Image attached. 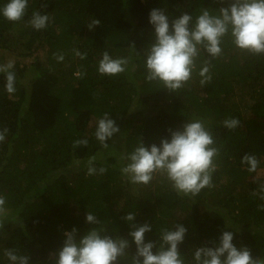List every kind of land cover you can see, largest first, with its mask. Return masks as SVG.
Segmentation results:
<instances>
[{
    "label": "trees",
    "instance_id": "obj_1",
    "mask_svg": "<svg viewBox=\"0 0 264 264\" xmlns=\"http://www.w3.org/2000/svg\"><path fill=\"white\" fill-rule=\"evenodd\" d=\"M6 2L0 0V6ZM231 2L28 0L20 21L0 15V64L10 56L16 73L12 94L0 74V130L8 129L0 142V195L10 213L0 229V264H9L3 254L8 248L28 255L30 264H54L64 232L75 227L79 238L96 226L86 222L87 211L109 235L128 238L133 254L131 229L123 219L129 212L136 213L133 223L153 226L145 242L156 241L159 229L174 220L181 223L187 233L179 249L188 259L190 249L218 244L222 230L234 233L238 249L246 246L253 258L264 259V54L241 51L225 36L221 55L213 59L202 51L197 72L177 92L145 80L142 54L155 41L152 9L163 10L171 21ZM34 11L50 16L47 28L31 27ZM92 20L100 25L89 30ZM74 49L86 58L81 60ZM104 51L114 58L130 56L126 72L100 75ZM54 54H63V61ZM205 59L211 61V80L202 86L198 71ZM77 71L84 75L76 76ZM105 112L120 129L106 140L107 148L95 138L97 120ZM192 118L205 122L219 149L212 187L188 197L178 195L160 174L147 185H133L122 175L124 158L138 140L159 146L161 139H170L169 129H180ZM228 118H237L239 125L222 127ZM80 139L88 144L73 148ZM245 154L257 157L256 171L241 164ZM92 156L105 173L86 175Z\"/></svg>",
    "mask_w": 264,
    "mask_h": 264
},
{
    "label": "clouds",
    "instance_id": "obj_2",
    "mask_svg": "<svg viewBox=\"0 0 264 264\" xmlns=\"http://www.w3.org/2000/svg\"><path fill=\"white\" fill-rule=\"evenodd\" d=\"M27 8L28 0H7L0 6V15L8 21L18 22L25 16ZM50 19L49 15L34 11L29 24L39 31L47 28ZM149 23L154 28L155 41L142 54L145 80L171 92L184 88L192 79L193 73L197 72V61L202 51L213 59L221 55L225 36H230L232 44L241 51L253 55L264 54V0H232L228 7L215 11L202 8L195 17L184 13L171 21L163 10L152 9ZM99 25V20L87 24L89 30ZM130 47L136 51L134 45ZM73 51L81 60L86 58V53L75 49ZM54 55L58 61H63V54ZM131 59L130 56L114 58L104 51L98 61L97 71L102 76L120 75L126 72ZM210 63V60L205 59L199 68L202 86L211 80ZM13 69V60L0 64V74L5 76V90L8 94L16 91V73ZM75 75L82 77L84 73L77 71ZM220 124L231 130L239 125V120L228 118ZM119 131L115 121L105 112L97 120L95 138L102 147L107 148L106 140ZM169 132L170 139H161L159 146H145L142 140H138L137 146L124 158L126 163L120 168L122 175L133 185H147L155 174H160L178 195L188 197L196 196L205 187H212V175L217 168L214 160L219 155V149L214 146L215 140L205 122L200 118H192L180 129H169ZM7 133L6 127L0 130V142L5 140ZM87 144L86 139L75 140L73 148ZM95 159L92 156L87 160L86 175L106 172L104 167L96 168ZM241 164L247 165L249 172H254L259 161L256 156L245 154ZM261 191H264V185ZM5 205L6 197L0 195V229H3L6 219L10 217ZM135 217V212H129L123 218L131 229L128 236L135 244L134 254L130 252L128 238L118 234L109 235L103 222L87 211L86 222L96 226L79 238L75 227L64 232L66 238L54 254V264H264V259L253 258L246 246L242 245L238 249L233 244L234 233L226 230H222L218 244L213 241L211 247L190 249L191 259H188L179 249L187 233L181 223L174 220L159 229L156 241L145 242V234L151 232L153 226L147 222L142 225L133 223ZM11 219L15 221L16 218ZM229 227L225 223V228ZM3 254L9 264H30V257L18 254L16 249H5Z\"/></svg>",
    "mask_w": 264,
    "mask_h": 264
},
{
    "label": "rangeland",
    "instance_id": "obj_3",
    "mask_svg": "<svg viewBox=\"0 0 264 264\" xmlns=\"http://www.w3.org/2000/svg\"><path fill=\"white\" fill-rule=\"evenodd\" d=\"M6 61H5V63H7L9 60H13V58H10V56H8V57H6ZM264 174V173H263Z\"/></svg>",
    "mask_w": 264,
    "mask_h": 264
}]
</instances>
